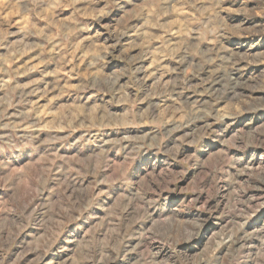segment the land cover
<instances>
[{"label": "rangeland", "instance_id": "rangeland-1", "mask_svg": "<svg viewBox=\"0 0 264 264\" xmlns=\"http://www.w3.org/2000/svg\"><path fill=\"white\" fill-rule=\"evenodd\" d=\"M0 264H264V0H0Z\"/></svg>", "mask_w": 264, "mask_h": 264}]
</instances>
